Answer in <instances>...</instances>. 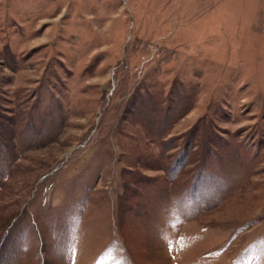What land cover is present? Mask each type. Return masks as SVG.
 Masks as SVG:
<instances>
[{"label":"rangeland","instance_id":"rangeland-1","mask_svg":"<svg viewBox=\"0 0 264 264\" xmlns=\"http://www.w3.org/2000/svg\"><path fill=\"white\" fill-rule=\"evenodd\" d=\"M0 264H264V0H0Z\"/></svg>","mask_w":264,"mask_h":264}]
</instances>
